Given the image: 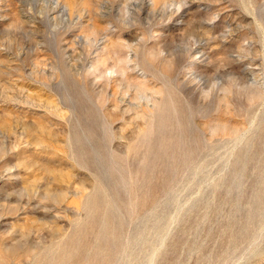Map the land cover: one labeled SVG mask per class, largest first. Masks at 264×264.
Masks as SVG:
<instances>
[{
  "label": "rangeland",
  "instance_id": "1",
  "mask_svg": "<svg viewBox=\"0 0 264 264\" xmlns=\"http://www.w3.org/2000/svg\"><path fill=\"white\" fill-rule=\"evenodd\" d=\"M0 264H264V0H0Z\"/></svg>",
  "mask_w": 264,
  "mask_h": 264
},
{
  "label": "bare ground",
  "instance_id": "2",
  "mask_svg": "<svg viewBox=\"0 0 264 264\" xmlns=\"http://www.w3.org/2000/svg\"><path fill=\"white\" fill-rule=\"evenodd\" d=\"M198 4V3H197Z\"/></svg>",
  "mask_w": 264,
  "mask_h": 264
}]
</instances>
